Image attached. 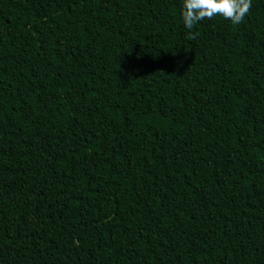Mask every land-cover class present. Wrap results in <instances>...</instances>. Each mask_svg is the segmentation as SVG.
<instances>
[{
  "label": "trees",
  "instance_id": "1",
  "mask_svg": "<svg viewBox=\"0 0 264 264\" xmlns=\"http://www.w3.org/2000/svg\"><path fill=\"white\" fill-rule=\"evenodd\" d=\"M182 9L0 0V264H264V0Z\"/></svg>",
  "mask_w": 264,
  "mask_h": 264
},
{
  "label": "clouds",
  "instance_id": "2",
  "mask_svg": "<svg viewBox=\"0 0 264 264\" xmlns=\"http://www.w3.org/2000/svg\"><path fill=\"white\" fill-rule=\"evenodd\" d=\"M251 8V0H183L182 18L185 28L191 30L204 19L222 16L232 24H240ZM190 38L195 35L190 33Z\"/></svg>",
  "mask_w": 264,
  "mask_h": 264
}]
</instances>
